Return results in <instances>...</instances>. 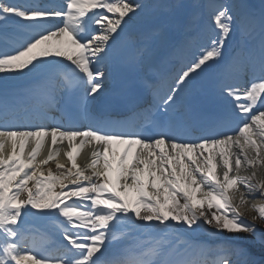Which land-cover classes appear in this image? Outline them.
<instances>
[{
	"label": "snow or ice",
	"instance_id": "snow-or-ice-1",
	"mask_svg": "<svg viewBox=\"0 0 264 264\" xmlns=\"http://www.w3.org/2000/svg\"><path fill=\"white\" fill-rule=\"evenodd\" d=\"M182 8L147 0H0V264H264V227L257 225H264V203L253 205L251 223L233 205L237 193L241 204L255 193L264 198V7L213 6L215 36L201 44L199 31L189 32L174 51H195L170 82L123 79L98 107L105 69L146 67L147 46L134 65L116 50L128 21ZM234 37L233 82L220 85L225 102L208 111L193 78L223 60ZM19 77L30 86L15 88L10 82ZM242 77L250 79L242 85ZM143 93L151 100L140 106ZM53 110L60 122L22 123ZM81 118L90 123L80 127ZM47 137L52 146L68 142L70 166L54 147L37 160ZM85 143L94 147L80 166ZM50 161L55 170H45ZM28 217L63 218L55 254L46 253V236L29 235ZM118 225L127 229L120 236ZM143 231L161 236L135 244ZM225 232L216 247L195 238Z\"/></svg>",
	"mask_w": 264,
	"mask_h": 264
},
{
	"label": "bare ground",
	"instance_id": "bare-ground-1",
	"mask_svg": "<svg viewBox=\"0 0 264 264\" xmlns=\"http://www.w3.org/2000/svg\"><path fill=\"white\" fill-rule=\"evenodd\" d=\"M147 2L150 3L151 0H147ZM156 16H157V12H156V15L153 16L152 18H154V17L156 18ZM57 151H59V153H60V155L57 157L59 162L70 166V162L68 161L67 157L65 156V152L67 150H65V149L63 150L62 148H60V150H57ZM88 152H89V149L87 148V149L84 150V152H82V157H80V155L77 156L78 158L79 157L81 158V159L78 160L80 162L77 161L78 165H80V166H85L86 165V161H84V159L87 157ZM25 154H27V150L26 149H25ZM40 159H44L43 156L37 157V160H40ZM44 167H45V170L47 168H51V169L55 170V162L50 161L49 164L47 166H44ZM239 175H241V176L247 175V172L242 170L239 173ZM257 179H260V174H258ZM241 190H243L242 186H241ZM73 199H75V198H73ZM261 203H264V198H260L258 193L253 194L252 197H246L245 198V202L243 204L240 203L239 193H237V195L235 196V198L233 200L234 207H236L237 211L240 213V219L243 220L246 223H251L252 222V217L254 215H257V213L253 210V205H257L258 206ZM33 219L37 220L35 218H33ZM257 225L260 226V227H264V225H260L259 224V221H257ZM125 228H126V226L118 225L117 228H116V232L120 231V230L123 231V229H125ZM227 235H228V233H226V232L222 233V234H219V235L207 234V235H205L206 237L199 236L196 239L201 241V242H203V243H205L208 246H211V245H215V244H220V242L222 241V238L224 236H227ZM239 235L240 236H244L246 234L240 233ZM160 236H161V234L156 233L155 231H153V232L143 231V232H139L133 239H134L135 244H137V245H147L149 243H153L156 239H159Z\"/></svg>",
	"mask_w": 264,
	"mask_h": 264
},
{
	"label": "rangeland",
	"instance_id": "rangeland-1",
	"mask_svg": "<svg viewBox=\"0 0 264 264\" xmlns=\"http://www.w3.org/2000/svg\"><path fill=\"white\" fill-rule=\"evenodd\" d=\"M205 235H207L206 233H198L197 236L195 238H198L199 236H203V237H206Z\"/></svg>",
	"mask_w": 264,
	"mask_h": 264
}]
</instances>
